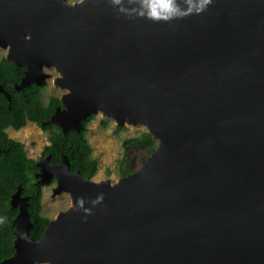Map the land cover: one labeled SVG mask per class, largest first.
I'll list each match as a JSON object with an SVG mask.
<instances>
[{"label":"water","instance_id":"95a60500","mask_svg":"<svg viewBox=\"0 0 264 264\" xmlns=\"http://www.w3.org/2000/svg\"><path fill=\"white\" fill-rule=\"evenodd\" d=\"M6 47L25 67L17 90L58 73L67 92L47 123L78 132L101 112L147 125L157 145L115 183L40 157L37 183L54 179L71 204L33 240L18 187L0 264H264V0H212L168 22L111 0H0Z\"/></svg>","mask_w":264,"mask_h":264},{"label":"trees","instance_id":"16d2710c","mask_svg":"<svg viewBox=\"0 0 264 264\" xmlns=\"http://www.w3.org/2000/svg\"><path fill=\"white\" fill-rule=\"evenodd\" d=\"M24 66L16 65L0 54V84L10 95V99L0 92V261L14 253L12 222L18 208L10 204L12 194L21 188V195L25 196L26 208L31 222L28 231L33 240L41 238L50 218L42 213V186L37 183L40 168L36 160L28 157L21 141L11 138L7 129L18 130L28 122H33L47 131L49 143L43 147L42 154L49 156V162L58 164L61 156L65 155L70 164V171H78L83 177L92 178L98 169L97 160L91 156V147L88 143L87 125L93 119L90 114L82 121V127L77 132L69 130L65 134L61 127L46 121L54 113L56 107H61L60 98L50 96L47 104L40 100L41 90L44 87L35 83L17 90L15 88L24 76ZM124 147H145L149 153L156 148L157 141L149 132L123 140ZM145 161V160H144ZM128 159L122 161L119 175L125 176L136 170L126 167ZM52 182L55 180L52 179Z\"/></svg>","mask_w":264,"mask_h":264},{"label":"rangeland","instance_id":"374dc122","mask_svg":"<svg viewBox=\"0 0 264 264\" xmlns=\"http://www.w3.org/2000/svg\"><path fill=\"white\" fill-rule=\"evenodd\" d=\"M66 1L72 3L79 0ZM6 52V49H0L1 55H5ZM44 71L49 73L50 76L45 79L40 100L43 104H47L50 96L60 98L67 91L53 84V79L58 76L54 68H44ZM87 129L86 137L91 147V156L98 163L97 172L91 178L95 182L108 180L110 183H115L121 177L119 168L123 160H129L126 163L128 169L138 170L150 155L145 147H124L122 145L124 139L148 132L145 125H118L113 119L97 112L88 123ZM6 131L11 138L23 143L28 157L37 162L40 157L44 156L42 150L49 143V134L47 131L42 130L39 125L28 122L18 130L8 128ZM55 186V181H50L42 186V213L50 219H53L60 211L65 210L71 204L69 194L65 191L55 193Z\"/></svg>","mask_w":264,"mask_h":264},{"label":"clouds","instance_id":"9594fccd","mask_svg":"<svg viewBox=\"0 0 264 264\" xmlns=\"http://www.w3.org/2000/svg\"><path fill=\"white\" fill-rule=\"evenodd\" d=\"M114 6H119V11L128 15L136 14L140 17H146L154 22H168L173 19H183L191 14H200L204 12L212 0H162L163 10L160 7H155L156 0H127L129 5L139 3V7L128 8L124 6V0H111ZM102 196L93 201V204L100 203ZM83 207V200L80 201ZM85 212L90 210L85 208ZM3 221L0 220V223Z\"/></svg>","mask_w":264,"mask_h":264},{"label":"bare ground","instance_id":"6f19581e","mask_svg":"<svg viewBox=\"0 0 264 264\" xmlns=\"http://www.w3.org/2000/svg\"><path fill=\"white\" fill-rule=\"evenodd\" d=\"M7 47H9V46L7 45ZM7 47L4 48V49H8ZM9 49H10V47H9ZM30 76H31V74L28 75V77H30ZM53 84L56 85V86H58V87H60V85L56 82V79H53ZM57 122H60V121L58 120ZM125 124H127V123H125ZM145 126L147 127V125H145ZM42 165H43L44 169L47 170V171H52L53 170L51 167H49L44 162H42Z\"/></svg>","mask_w":264,"mask_h":264},{"label":"flooded vegetation","instance_id":"af4514ba","mask_svg":"<svg viewBox=\"0 0 264 264\" xmlns=\"http://www.w3.org/2000/svg\"><path fill=\"white\" fill-rule=\"evenodd\" d=\"M73 3V2H72ZM7 50V49H6Z\"/></svg>","mask_w":264,"mask_h":264}]
</instances>
